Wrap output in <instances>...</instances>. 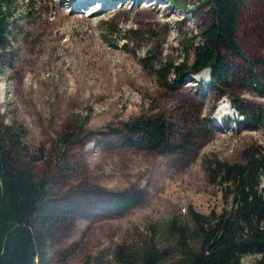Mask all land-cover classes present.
Here are the masks:
<instances>
[{"label":"rangeland","instance_id":"374dc122","mask_svg":"<svg viewBox=\"0 0 264 264\" xmlns=\"http://www.w3.org/2000/svg\"><path fill=\"white\" fill-rule=\"evenodd\" d=\"M14 1L10 45L0 64V126L25 130L26 162L38 181L49 180V197L65 207L67 224L46 238L45 264H94L96 258L113 264L115 246L138 241L149 222L185 217L190 208L221 212L223 190L208 168L215 161L242 162L248 147L264 145V126L215 128L210 118L234 100L250 115L259 109L264 116L263 94L250 82L248 63L235 56L226 55L234 76L226 94L209 80L196 83L198 75L172 90L155 73L193 60L192 47L212 22L211 5L111 0L91 15L82 0H76L81 8L59 0ZM237 37L254 63L252 75L264 84V0H245ZM150 118L169 122L176 143L192 136L187 153L124 141L127 123ZM64 136L68 142L59 144ZM97 191L135 192L142 201L119 216Z\"/></svg>","mask_w":264,"mask_h":264},{"label":"trees","instance_id":"16d2710c","mask_svg":"<svg viewBox=\"0 0 264 264\" xmlns=\"http://www.w3.org/2000/svg\"><path fill=\"white\" fill-rule=\"evenodd\" d=\"M14 2L0 0V64L10 45ZM202 2L211 5L212 22L201 31L199 42L192 47L193 60L167 64L156 70V75L174 90L189 74L210 69V85L226 94L225 88L234 80L226 55L235 56L248 63L250 82L264 95V84L257 75H252L254 63L238 43L239 18L245 0ZM13 23L16 27L15 19ZM259 64L264 67V62ZM233 103L245 116L247 129L264 126L259 109L250 115L243 103L236 100ZM86 122L87 119L83 124ZM109 130L112 134L121 133ZM25 136V130L17 125L0 126V264H45L46 238L52 228L63 229L67 224L65 207L48 195L49 180L38 181L26 162L29 147L24 142ZM69 137L64 136L58 143L66 144ZM191 138L185 136L183 143L172 141L170 123L154 118L127 123L124 134L128 144L172 154H186ZM208 173L211 181L223 190L226 205L221 212L204 215L190 208L185 217L149 222L139 233L138 241L115 246L110 254L112 263L242 264L244 258L256 257L252 264H264V145L248 147L240 163L215 161ZM96 195L103 197L106 208L119 216L126 215L142 201L140 194L128 191L105 195L97 191ZM94 264L106 263L96 258Z\"/></svg>","mask_w":264,"mask_h":264},{"label":"bare ground","instance_id":"6f19581e","mask_svg":"<svg viewBox=\"0 0 264 264\" xmlns=\"http://www.w3.org/2000/svg\"><path fill=\"white\" fill-rule=\"evenodd\" d=\"M60 2H63V3H73L74 5H76V6H79V1H76V0H59ZM83 1V3H87L86 5H85V9H86V6L90 3V2H93L94 0H82ZM82 1H80V2H82ZM98 1V0H97ZM105 1V0H104ZM100 3V2H99ZM69 5V4H68ZM94 5H96V4H94ZM108 5V4H107ZM106 5V6H107ZM93 6V5H92ZM106 6L104 7V8H102L101 10H98V8L96 7V6H93V7H91V8H89V14H95V13H97L98 11L99 12H101V11H103V10H105L106 9ZM72 6H69V8H71ZM78 8H81V6H79ZM90 9H91V11H90ZM83 11V10H82ZM198 76L197 77H195V78H197V80L196 81H200V80H207L208 78H209V71H203V72H201L200 73V75L199 74H197ZM204 77H207V78H204ZM3 97H4V90H3V88H1L0 89V99H3ZM220 112H221V114H227V113H229V111H228V108H227V106H223L222 105V107L220 108V110H219V113L217 114V117L219 118V117H221L220 116ZM216 124V123H215Z\"/></svg>","mask_w":264,"mask_h":264}]
</instances>
